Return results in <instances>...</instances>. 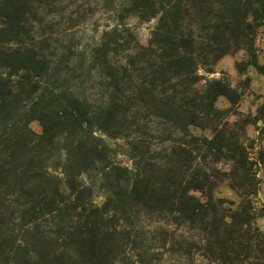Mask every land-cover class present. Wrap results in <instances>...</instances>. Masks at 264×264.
<instances>
[{"label": "trees", "instance_id": "1", "mask_svg": "<svg viewBox=\"0 0 264 264\" xmlns=\"http://www.w3.org/2000/svg\"><path fill=\"white\" fill-rule=\"evenodd\" d=\"M124 18L155 21L146 42ZM261 25L264 0H0V264H264V101L210 76L239 50L264 76Z\"/></svg>", "mask_w": 264, "mask_h": 264}, {"label": "rangeland", "instance_id": "2", "mask_svg": "<svg viewBox=\"0 0 264 264\" xmlns=\"http://www.w3.org/2000/svg\"><path fill=\"white\" fill-rule=\"evenodd\" d=\"M92 2H90L91 6ZM112 16V14H108L105 10H103V8H100V10H98L93 16L76 25L72 29V33L74 41L78 45L77 47L83 48L88 44H94L97 42L102 31L107 28L108 24L113 22ZM124 21L137 34L141 43L146 42L150 30L155 23L154 20L138 23L133 18H124ZM255 47L259 61L264 62V25L257 28ZM246 59L247 54L244 50H239L234 54H226L215 63L214 72L211 73L210 76L218 77L223 74L232 86L237 87L238 91L243 93L237 106L238 110L244 114H255L260 110L264 101V76L256 72L253 67H249L248 74L250 75L251 80L250 84L246 85L244 82V75L238 73L235 68V63L237 61H243ZM216 104L220 108H226L229 106L228 100L223 96L217 99ZM234 118L235 116L231 117V119ZM30 127L35 132L39 133L41 131V128L36 120L30 122ZM247 133L252 141L249 142V144L252 145V148H250V155L255 157V152L257 151L259 145L264 147V136H260L258 134V131L253 124H249L247 126ZM104 139L114 148L116 147V143H119V141L111 140L106 137H104ZM253 140H256V142L253 143ZM116 148L118 149V146ZM115 160L122 165H130V161L127 156L120 153L119 150L115 156ZM258 174L261 179V184L256 198V207L258 209L256 223L262 230H264V166L260 167ZM220 193L226 196L230 195V193L224 189H220ZM94 199V202L97 204L102 200L99 195L95 196ZM166 256L167 255L164 254L162 258L164 259Z\"/></svg>", "mask_w": 264, "mask_h": 264}, {"label": "crops", "instance_id": "3", "mask_svg": "<svg viewBox=\"0 0 264 264\" xmlns=\"http://www.w3.org/2000/svg\"><path fill=\"white\" fill-rule=\"evenodd\" d=\"M251 72V71H250ZM251 74V73H250Z\"/></svg>", "mask_w": 264, "mask_h": 264}]
</instances>
